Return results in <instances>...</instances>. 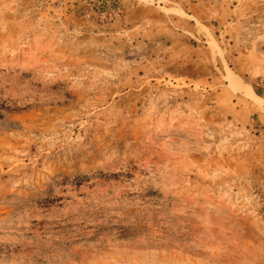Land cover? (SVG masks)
<instances>
[{
	"label": "rangeland",
	"instance_id": "obj_1",
	"mask_svg": "<svg viewBox=\"0 0 264 264\" xmlns=\"http://www.w3.org/2000/svg\"><path fill=\"white\" fill-rule=\"evenodd\" d=\"M86 4L0 0V264H264V0Z\"/></svg>",
	"mask_w": 264,
	"mask_h": 264
},
{
	"label": "trees",
	"instance_id": "obj_2",
	"mask_svg": "<svg viewBox=\"0 0 264 264\" xmlns=\"http://www.w3.org/2000/svg\"><path fill=\"white\" fill-rule=\"evenodd\" d=\"M83 1H86L87 4L82 7V12L92 11L105 20H113L120 9V0Z\"/></svg>",
	"mask_w": 264,
	"mask_h": 264
},
{
	"label": "bare ground",
	"instance_id": "obj_3",
	"mask_svg": "<svg viewBox=\"0 0 264 264\" xmlns=\"http://www.w3.org/2000/svg\"><path fill=\"white\" fill-rule=\"evenodd\" d=\"M234 80L235 79H233V78H230V83H231V85H232V87L234 88V89H236V90H238V87H237V85H239V84H235L234 83ZM244 94H246L247 96H249V97H251L252 98V100H254L255 102H256V104L258 105V107H260L263 111H264V102H263V100L254 92V90L253 89H251V88H249V89H246V88H244V89H240ZM239 91V90H238Z\"/></svg>",
	"mask_w": 264,
	"mask_h": 264
}]
</instances>
